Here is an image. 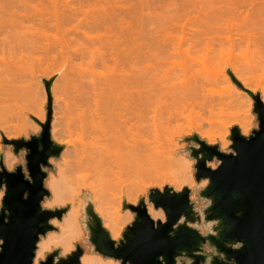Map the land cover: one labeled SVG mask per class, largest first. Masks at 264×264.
Returning a JSON list of instances; mask_svg holds the SVG:
<instances>
[{"label": "rangeland", "instance_id": "1", "mask_svg": "<svg viewBox=\"0 0 264 264\" xmlns=\"http://www.w3.org/2000/svg\"><path fill=\"white\" fill-rule=\"evenodd\" d=\"M14 1L6 0V7L0 9V72L2 73V75L0 74V106H2L0 107V156H4L6 169L13 172L18 166H22L25 174L28 175L25 159L27 152L23 150L16 155L13 146L5 144V140L8 142L29 141L32 136L40 135L42 128L38 122L45 124L48 113V96L43 80L50 81L56 77L52 86V140L57 145L63 146L64 152L59 159L50 161L52 168L46 169L48 178L45 181V188L50 192V197L46 198L44 204L53 199L54 192L49 187V182L51 179L61 181L60 170L64 169L65 162L72 161L75 150L74 146L66 144L71 138L64 133L68 123L65 104L67 102L71 105L73 92L75 94L74 88L71 97L69 96L74 85L73 82L71 83L73 86L67 84L71 82L68 80L73 78L75 67L86 62H81L83 59L79 58L80 55L76 57L74 53L87 46L86 42H108L113 46L117 42H121L123 45L119 47V50L105 46V48H101V52L106 56L116 58L121 56L117 51L121 53L124 50V106H139L142 92L152 91L151 95L155 96L159 86L171 79L173 83L182 84L185 87L193 86L196 83L198 86L194 87L197 91L195 88L194 90L198 94L199 92L203 93L202 91L208 87V91L206 89L204 92L206 96L203 94L204 97L199 96V94L198 99L204 100L205 97H210V99L212 97L211 100L216 102L221 97L222 99L223 97L230 98L238 93L241 98L239 101L244 105L240 107L235 103L225 107L224 111L218 114L221 111L220 107V110H216L218 107L214 109L215 106L211 103V109L210 102L207 101L205 107L210 108L206 107L205 110H202L205 100H195L196 103L200 101L201 111L196 107L193 113L186 111V114L189 113L190 119L186 115L189 120L181 118L182 121L179 120L181 123L177 120L178 126L175 125L177 124L175 122L174 125L171 124L172 127L161 131L160 141L162 143L160 145L163 144L164 148H160L163 149L160 151L163 154L159 160L161 161L163 158L166 159L163 160L164 162L170 160L169 165L167 167L166 165L160 166L157 171L160 172L158 175L155 174V171V173H151L150 166L146 164L141 170L136 169L125 173L124 185L121 184L122 188H119V191L123 190L124 192H119L114 204L116 208L124 212V215H121L122 222L114 219L110 223L109 220L102 218L104 228L114 241L121 240L126 228L134 222L135 218V214L130 210H125L124 205L138 206L142 201L147 204L149 215L154 221L164 222V213L161 210H155L154 206L149 204L150 191L153 189L163 192L165 187H170L176 192H181L183 189L189 188L192 191L191 201L196 205L197 211L201 212L208 207L209 202L199 196L200 192L208 185V181L197 183L195 179L196 161L191 158L190 149L197 147V144L190 142L189 139L197 136L208 145L219 146L220 151L230 154L233 153L230 140L231 130L235 126L245 137H249L253 131L259 130L258 118L254 113V101L245 91L238 88L228 74L230 70L235 78L241 80V84L246 90L255 95L260 94L264 103V9L262 6L261 9L256 5L259 1L183 0L180 2L175 0L178 4L177 7L173 6V9L170 10L166 8V11L162 9V3L160 4L162 10L160 8L157 10L158 7L153 5L155 0L151 2L149 0L150 4H147L153 3L151 6L157 10H153L154 12L150 10L151 14L149 11H145L142 6V3L144 4L148 0ZM262 2L264 1L262 0ZM13 4L17 8L12 9ZM261 4L264 5V3ZM149 8L151 7L149 6ZM138 11L141 13L139 12V14ZM100 20L106 23L96 25ZM42 44L46 46L44 47ZM100 46L97 45V47ZM41 47L43 48L41 49ZM64 49L65 51H63ZM69 56L71 57L69 58ZM251 63H254L256 67ZM77 68L79 69V67ZM255 69L256 71H254ZM95 71L99 73L104 70L98 66ZM166 71H169L170 75L163 77ZM252 71L255 72V75ZM5 72L11 74V78ZM19 73H22V78L21 76L16 77V75H20ZM204 77L205 82L203 81ZM206 77L213 81L211 82L207 78V84ZM216 78L218 80H215ZM197 82L201 83L202 88H206L201 90L200 83ZM196 92H193L195 96ZM5 95L10 98L7 99ZM5 99L9 102L11 100L8 104L9 107L6 105L7 103L3 104V101L6 102ZM68 111L70 112L71 108ZM246 111L248 112L247 117L244 115ZM213 112L217 113V118L214 117ZM191 114L195 115L190 117ZM244 123H247L246 129L243 128ZM54 127H56L55 130ZM78 147L76 144V148ZM219 164L218 160H214L209 164V167L216 169ZM86 190H82L80 201L84 206L85 197L91 196L88 204H91L95 209L93 196L90 190ZM4 194L5 189L0 190V209ZM83 206L81 208L83 216H81V225L85 232V240L81 242L77 239L75 248L70 252H64L62 247L52 243L44 256L34 264L45 261L46 256L55 250H59L60 257L65 258L76 251L78 245L84 252L85 247H88L91 255L100 256L89 242L88 218L83 211ZM43 208L52 211L71 209V204H55L51 208L44 206ZM69 215L70 211L61 221L54 219L51 222L54 230L42 237L41 240L59 237L60 225L65 224V218ZM210 228L209 224H204L200 227V231L202 234H208ZM204 250L208 257L214 254L209 245H206Z\"/></svg>", "mask_w": 264, "mask_h": 264}, {"label": "water", "instance_id": "2", "mask_svg": "<svg viewBox=\"0 0 264 264\" xmlns=\"http://www.w3.org/2000/svg\"><path fill=\"white\" fill-rule=\"evenodd\" d=\"M232 81L254 101L259 130L245 137L235 126L230 140L233 153L220 151L197 136L189 139L191 158L196 161L195 179L208 185L200 192L209 206L201 212L191 201L189 188L176 192L165 187L150 191L149 204L161 210L165 221H154L142 201L138 206L125 204L124 209L135 214L118 242L104 228L103 221L88 204L84 210L88 218L89 242L94 251L120 264H264V103L260 94L246 90L229 70ZM56 77L43 80L48 96L47 121L39 125L42 132L29 141H13L14 153L27 152L26 169L18 166L9 172L0 156V190L5 189L0 216V264H34L38 243L54 230L51 222L61 221L70 208L55 211L43 208L50 192L45 188L46 169L50 161L59 159L64 147L52 140V86ZM214 160L216 169L209 167ZM27 197V200H25ZM210 225V232L202 234L200 227ZM209 245L214 254L205 255ZM84 250L78 245L67 257L55 250L40 264H81Z\"/></svg>", "mask_w": 264, "mask_h": 264}, {"label": "bare ground", "instance_id": "3", "mask_svg": "<svg viewBox=\"0 0 264 264\" xmlns=\"http://www.w3.org/2000/svg\"><path fill=\"white\" fill-rule=\"evenodd\" d=\"M5 1L6 0H0V9H4L6 7ZM16 1L17 0H15L14 2ZM151 1L152 0H150V2ZM176 1L183 2V0ZM176 1L155 0V2H153L155 4L151 3V5L153 4L155 7L157 6V10L161 6L163 10H166V8L170 10L173 9V6L178 5ZM258 1L259 2L256 1V5L259 8H261L262 6L264 9V5L261 4L264 2H262V0ZM147 3L150 4L149 0L144 4L142 3V6L144 7L142 8L145 11L150 12L151 10L152 12L153 10H156V8L148 5ZM15 4L11 6L12 9L17 8ZM7 6L9 5L7 4ZM149 6L151 8H149ZM140 11H138V13ZM188 14L192 15L191 13ZM103 23L106 22L100 20L96 25H100ZM86 43L88 44L87 46L83 47L81 50L75 51L74 53L76 57L80 55L79 58L83 59L81 60V62L85 61L86 63L84 64L83 62L82 64L84 65L80 64V66H77L79 67V69L74 66L76 69L75 71L72 68V71H74V73L73 78L68 80L71 81L70 83L68 82L69 84H67V81L65 80V83L68 86H71L72 82L75 86L74 87L72 85L73 87H70L72 90L70 92L71 94L69 93L70 97L72 95L73 89L75 88V94L73 92V95L75 97L72 95L71 100L73 101L72 104L70 105L67 102L65 104V115L68 118V123L64 130V133L71 138V140L66 144L68 146L75 147L74 154L72 157V161L65 162L63 164L64 169L60 170L59 175L61 177V181H54L53 179L50 180L49 187L54 192V196L51 201L46 202L45 204L43 203V206L47 208H51L55 204L65 205L66 203H70V215L69 217L65 218V224L60 225L59 237H54L50 240H41L39 242L35 262H38L39 258L44 256L45 252L48 250V247L52 243L62 247L64 252H70L75 248V242L77 239H79L81 242L85 240V232L81 225V208L83 205L80 201V196L83 189L90 190L93 196L92 200L95 204V212L100 216L101 219L103 218L109 220L110 223L114 221V219H116L118 222H122L121 215H124V212H122L119 208H116L114 204L119 192L123 191L121 189V191H119V188H122L121 186L124 185V174L127 172H131V170H141L144 167V164L150 166L149 171L151 173L155 171V174H160V172H157L160 169V166L163 167L166 165L167 167L170 163V160L164 162L163 160H166L164 158L161 161L159 160L161 158V154H163L160 152L163 149L160 148H164L162 146L163 144L160 145L162 143L160 141L161 131L172 127L171 124L174 125L175 122L177 123L175 125L178 126V124L181 123L179 122L181 118H185V120L188 119V114L190 113L189 111L193 113V110H195L196 108L199 109L201 107L200 101L205 100L204 104H202V107H204L202 108V110H205V108L208 107H205V105H207V101L210 102H208L210 107L212 106V104H214V109L218 107V109L216 110H220L221 108V111L218 114H221L224 111L225 107L232 106L235 103H237L240 107L244 105L243 102L239 101L241 98L240 94L238 93L230 98L223 97L222 99V97H219L220 100L218 99L216 101L218 103L220 102L219 104L211 100L212 97L211 99L210 97H208L210 100L207 97H205L204 100L198 99L202 94H206H204V92L206 89L208 91V87H205L206 89L203 87L205 89L204 90L201 87V83L197 82L200 83L199 86L201 90H204L202 91L203 93L198 91L200 94L199 95L196 92L197 90L195 87L198 86L196 85V83L193 86L191 85L185 87L182 84L177 85L173 83L171 79L169 82L163 83L159 86L160 88L157 90L158 92L157 94H155V96L151 95L152 91L142 92V100H139L141 101L139 106H124V50L121 53L117 51V53L121 56L116 58H111V56H106L101 52V48H105V46H110L113 50H119V47H122L123 44H121V42H117V44L113 46L108 44V42ZM43 45L44 44H42V46ZM97 45H101L102 47H97ZM45 46L46 45H44V47ZM42 48L43 47H41V49ZM63 51H65V49ZM70 57L71 56H69V58ZM252 65H254V63ZM98 66L101 67L104 71L99 73L96 72L95 69ZM254 71H256V69ZM7 72L5 73L10 75L11 78V74ZM22 73H19L20 75H16V77L21 76L22 78ZM254 73L255 72H253V74ZM0 74L2 75L1 72ZM239 74L241 75V71ZM169 75L170 72L166 71L163 77H168ZM207 78L210 81L211 79H209V77H206V83L208 84ZM236 79L241 83V80L239 78ZM215 80L218 79L216 78ZM203 81L205 82V77ZM206 83L205 86L207 85ZM194 88L196 91L194 90ZM193 92L197 93V99ZM190 96H194L195 98L193 97V99ZM190 99H192L193 101H191ZM195 100H200L198 102L199 105ZM7 101L9 102V100H6V102L3 101V104L7 103L6 105L8 106L11 100L9 103ZM193 102L196 103L194 106ZM70 108L71 111L69 112L68 110ZM186 111L189 113L186 114ZM247 113V111L244 113L246 117ZM216 114L217 113L214 114L213 112L214 117L217 118L218 116ZM186 115L188 116V118ZM193 115L195 114H191L190 117H193ZM210 115L212 114L210 113ZM177 120L179 123L177 122ZM55 128L56 127H54V130ZM243 128H247V123H244ZM76 144H78V148H76ZM89 197L91 196H87L84 199L83 211L88 205ZM81 264H120V262L116 260H105L98 255H91L88 251V247H85V255L81 259Z\"/></svg>", "mask_w": 264, "mask_h": 264}, {"label": "snow or ice", "instance_id": "4", "mask_svg": "<svg viewBox=\"0 0 264 264\" xmlns=\"http://www.w3.org/2000/svg\"><path fill=\"white\" fill-rule=\"evenodd\" d=\"M25 200H27V197H25ZM2 222H3V217L0 216V223H2Z\"/></svg>", "mask_w": 264, "mask_h": 264}]
</instances>
